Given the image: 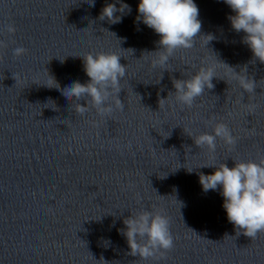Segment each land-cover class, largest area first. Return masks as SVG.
Wrapping results in <instances>:
<instances>
[{
  "label": "clouds",
  "instance_id": "1",
  "mask_svg": "<svg viewBox=\"0 0 264 264\" xmlns=\"http://www.w3.org/2000/svg\"><path fill=\"white\" fill-rule=\"evenodd\" d=\"M88 2L95 6V0ZM224 3L234 13L228 17L232 28L236 32L245 33L243 42L251 49L253 57L264 63V0H224ZM125 10L130 13V6L121 3L118 8L116 4H108L103 8L100 19H107L112 24L119 23ZM137 11V21H142L160 37L159 50L152 52L155 54L153 67L168 70L170 58L178 50L191 49L200 38L198 34L202 25L198 19L199 8L194 0H139ZM6 31L14 34L16 28L9 24L6 25ZM7 46L5 40H0V48ZM26 52L27 49L22 46L13 49L15 57H21ZM2 59L0 56V60ZM120 59L121 56L115 53L105 52L85 56L84 70L90 78L89 81L87 83L74 81L62 90L63 95L69 100L86 102V106L78 103L75 106L80 116L92 109H95L100 117L110 116L117 109L123 111L124 103L121 102L119 93L122 90L121 80L126 76L127 68L121 64ZM221 64L231 69V79L236 80L244 92H254L256 82L247 76L246 72L237 73L232 67L217 59L215 62L205 59L195 72L187 76V79H173L175 92H169L166 99H160L159 107L171 95L178 104L191 108L206 89L214 88L212 81L213 78H219L217 69ZM47 86L59 88L54 78ZM217 139L223 140L227 145L236 143L231 129L222 122L215 123L210 133L203 132L193 138L196 146L207 148L209 153H215ZM202 167L215 169L210 175L203 173L199 175L202 189L207 192L219 188L227 219L237 231L243 232L251 239L264 233V158L234 160L232 167L223 162ZM123 224L125 227L119 231L126 238L129 254L132 256H138L143 260L155 259L163 257L174 247L170 221L159 211L144 209L131 212L123 220Z\"/></svg>",
  "mask_w": 264,
  "mask_h": 264
}]
</instances>
